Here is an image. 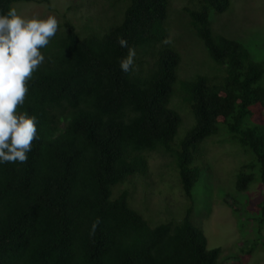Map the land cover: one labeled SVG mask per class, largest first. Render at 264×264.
<instances>
[{
  "label": "trees",
  "instance_id": "trees-1",
  "mask_svg": "<svg viewBox=\"0 0 264 264\" xmlns=\"http://www.w3.org/2000/svg\"><path fill=\"white\" fill-rule=\"evenodd\" d=\"M29 1L0 0V15ZM167 2L106 0L110 14L86 33L65 21L41 49L45 60L19 109L36 117V139L26 163H0V264H223L220 248H206L192 219V187L204 171L199 144L217 133L245 157L234 174L235 191L255 186L262 192L260 212L251 215L243 204L241 215L256 222L261 237L264 55L255 60L241 41L212 34L211 15L228 10L230 0H188V27L222 70L179 83L192 126L172 151L180 115L168 104L179 55L164 43ZM121 37L136 50L128 73L119 67L128 52ZM154 150L174 156L189 201L178 221L151 224L128 205L127 190L112 194L143 174L145 153Z\"/></svg>",
  "mask_w": 264,
  "mask_h": 264
},
{
  "label": "rangeland",
  "instance_id": "rangeland-1",
  "mask_svg": "<svg viewBox=\"0 0 264 264\" xmlns=\"http://www.w3.org/2000/svg\"><path fill=\"white\" fill-rule=\"evenodd\" d=\"M230 2L228 10L211 15L212 34L237 39L250 51L253 59H262L264 0ZM188 4V0L167 2L165 24L168 26V38L179 55L176 81L168 104L180 115L176 136L170 144L172 151L178 148L179 139L192 126L190 113L181 101L179 83L195 74L210 77L222 70V67L207 57L200 41L189 29L183 9ZM11 6L26 17L53 15L60 26L68 21L82 33H86L84 29L94 26L90 24L102 19L103 15L110 14L106 0H48L47 3L31 0L16 2ZM147 61L150 63L151 59ZM199 148L198 161L203 164L204 171L201 182L192 187V219L202 229L206 248L219 247V260H223V264H264V245L260 242L264 240V225L260 228V237L255 231L256 222L241 216L244 206L251 215L260 212L262 192L255 186L244 193H237L233 188L234 174L245 159L243 153L237 145L225 140L221 133L203 139ZM145 159L146 169L143 174L128 179L126 184L117 185L116 189H112V194L127 190L128 205L151 224L180 220L189 201L180 189L174 156L162 150H154L145 153ZM200 168L202 170V165ZM238 207L237 216L234 209Z\"/></svg>",
  "mask_w": 264,
  "mask_h": 264
},
{
  "label": "clouds",
  "instance_id": "clouds-1",
  "mask_svg": "<svg viewBox=\"0 0 264 264\" xmlns=\"http://www.w3.org/2000/svg\"><path fill=\"white\" fill-rule=\"evenodd\" d=\"M59 27L53 15L26 17L14 7L0 15V163L24 164L28 160L37 119L19 109L27 98L28 82L45 60L41 49L48 46ZM170 42L167 38L164 41ZM118 44L128 49L119 64L128 73L134 67L136 50L122 37ZM99 222L97 218L92 223V234Z\"/></svg>",
  "mask_w": 264,
  "mask_h": 264
}]
</instances>
